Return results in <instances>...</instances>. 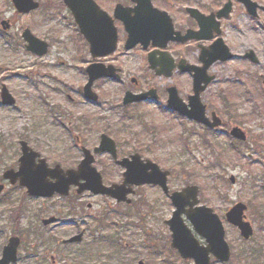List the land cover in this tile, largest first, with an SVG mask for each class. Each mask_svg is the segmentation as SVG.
<instances>
[{"label": "rangeland", "instance_id": "rangeland-1", "mask_svg": "<svg viewBox=\"0 0 264 264\" xmlns=\"http://www.w3.org/2000/svg\"><path fill=\"white\" fill-rule=\"evenodd\" d=\"M38 1L39 9L22 14L11 0H0V93L5 85L16 99L14 105H4L0 94V181L6 169L18 168L21 139L51 165L75 163L76 167L82 154L75 137L81 136L82 143L93 148L100 134L106 133L116 141L119 156L138 151L169 170L171 191L197 185L201 204L212 207L223 220L235 203H245L254 234L244 240L238 228L224 220L233 250L228 264H264V258L253 261L249 254L253 247L264 246V206L258 208L264 204V25L262 91L254 98L255 93L243 89L250 79L227 78L234 91H228L225 104L213 90L207 97L226 125L209 132L167 104L116 106L120 86L116 81L103 82L106 104L85 103L78 91L82 64L72 18L62 0ZM59 1L61 7L56 8L54 3ZM3 20L10 21V29L1 27ZM25 28L50 42L47 54L26 49L21 35ZM235 125L245 130L246 141L230 135ZM96 158L104 184L121 183L124 168L107 153ZM5 184L0 193V258L9 238L17 236L15 264H53V259L58 264H195L170 245L172 231L166 220L175 206L159 186L135 187L131 202L126 203L91 191L78 194L75 188L68 196L33 197L24 187ZM51 216L58 221L44 225L42 220ZM80 234V242H64Z\"/></svg>", "mask_w": 264, "mask_h": 264}, {"label": "flooded vegetation", "instance_id": "flooded-vegetation-1", "mask_svg": "<svg viewBox=\"0 0 264 264\" xmlns=\"http://www.w3.org/2000/svg\"><path fill=\"white\" fill-rule=\"evenodd\" d=\"M94 1L102 12L84 17V22L93 31L91 33L82 32L72 10L65 7L76 28L75 36L79 37L76 47L83 79L78 91L90 106L106 104L107 92L102 88L104 80L116 81L120 85L116 106L123 108L141 104L166 105L172 87L188 103L195 92L194 81L200 76V86L210 79L200 93L207 107L206 115L211 119L215 112L222 119V124L217 127L220 128L226 123L220 112L212 109L217 107L207 100L212 90L222 104L229 99L228 91L234 89L229 87L227 78L250 79L243 89H248L251 94L261 92L264 0ZM137 9L141 10V16H137ZM126 22L134 31L139 29L142 32L135 38L141 37L143 41L133 47L127 46L130 33ZM113 34L116 35V45L108 51ZM92 41L96 45L94 51ZM137 63L140 66H136ZM92 64L100 65L114 76L95 80L92 96L87 97L88 67ZM127 93L149 95L145 100L126 104ZM217 128L210 129L215 131ZM82 141L81 136L75 137L83 157L82 147L88 146Z\"/></svg>", "mask_w": 264, "mask_h": 264}, {"label": "water", "instance_id": "water-1", "mask_svg": "<svg viewBox=\"0 0 264 264\" xmlns=\"http://www.w3.org/2000/svg\"><path fill=\"white\" fill-rule=\"evenodd\" d=\"M12 2L19 13H29L40 6V2L37 0H12ZM64 2L72 10L82 32H93L84 22V17L94 13L99 15L102 12L99 7V9L96 7L95 1L64 0ZM136 13L137 16H141L140 9H137ZM1 25L4 29L11 27L8 20H3ZM127 28L130 33L128 47H133L139 41H143L141 37L135 38L142 35L139 29L134 31L128 23ZM22 37L26 41V48L29 51L38 55L47 53L49 43L35 36L29 28L23 31ZM91 44V49L94 51L96 48L95 42L92 41ZM115 45L116 35L113 34L111 48L108 51H112ZM88 72L90 78L85 89L87 97L92 96V86L95 80L105 76H114L98 64L90 65ZM205 81V85L200 86L202 78L200 76L196 77L194 81L195 92L189 97L188 103L178 95L175 87L170 88L167 105L169 109L190 120L204 124L209 128H216L222 124V119L214 112L211 117L213 121L210 122L211 119L206 115V105L200 96L210 79ZM148 95L149 93L137 95L127 93L125 103L145 100ZM1 99L4 105H14L16 103V99L5 85L2 87ZM231 135L238 139L246 140V133L239 126H234L231 129ZM20 145L22 155L19 157V166L17 169L9 168L5 170L3 179L8 180L12 185L18 184L25 187L29 196L52 197L55 194L67 196L70 194L72 187H76L78 194L91 191L94 194L111 196L118 202L130 203L131 199L128 196L135 192L134 186L158 185L175 206L172 217L166 220L172 231L171 247L178 250L184 259H193L195 264H212V258L221 263L228 262L231 259V246L226 239L224 221L212 207L200 203L199 187L197 185H187L181 190L171 191L168 186L169 170H163L151 159H144L140 153H133L119 158L117 144L108 134H101L100 144L94 149V153L108 152L115 164L126 168L123 174V181L121 183H113L110 186L104 184L102 173L94 165L96 161L95 155L86 147H82L84 157L78 166L65 169L60 164L51 166L46 158L42 157L40 152L34 150L27 141L22 140ZM230 180L232 183L236 181L234 176H231ZM4 188L5 184L0 182V193ZM246 210L247 205L243 202H238L226 212L225 220L229 224L236 226L243 238L249 239L254 233V228L251 222L246 219ZM185 218L189 220L192 227L186 223ZM42 222L44 225H49L57 222V218L51 216L43 219ZM195 233L204 239V243H201ZM81 239L82 234L65 240V242H79ZM19 246L20 239L17 236L9 238L8 243L3 247L0 264L16 263L18 261ZM52 261L53 264H57L55 259ZM139 264H143V262H139Z\"/></svg>", "mask_w": 264, "mask_h": 264}, {"label": "trees", "instance_id": "trees-1", "mask_svg": "<svg viewBox=\"0 0 264 264\" xmlns=\"http://www.w3.org/2000/svg\"><path fill=\"white\" fill-rule=\"evenodd\" d=\"M56 7H59V5L56 4ZM255 97L256 96H254V98ZM127 117H128V115L127 114H124L123 119H125ZM163 128L164 127H160L159 130H161ZM69 164L70 163H67V165H69ZM73 164H71V167L75 166V163H73ZM263 206H264V204H261V205L258 204V208H260L261 210H263ZM261 216H262V220H264V216L262 215V213H261ZM249 254H250V259L253 260V261H260V260H262L264 258V246H262V247H253L250 250V253ZM226 264H228V263H226Z\"/></svg>", "mask_w": 264, "mask_h": 264}]
</instances>
